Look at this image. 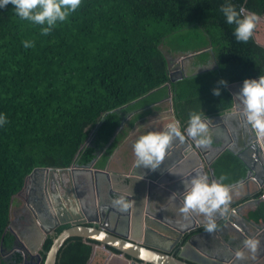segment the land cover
<instances>
[{
    "label": "trees",
    "instance_id": "16d2710c",
    "mask_svg": "<svg viewBox=\"0 0 264 264\" xmlns=\"http://www.w3.org/2000/svg\"><path fill=\"white\" fill-rule=\"evenodd\" d=\"M227 2L259 16L247 43L236 40L235 25L221 12ZM40 29L20 19L13 5L0 9V113L7 117L0 127V264L23 260L21 241L10 228V205L35 167L88 164L115 135L126 107L161 87L169 86L174 116L185 129L193 112L210 118L232 108L229 84L264 75V0H82L48 35ZM182 30L200 31L215 63L173 81L161 46ZM25 40L34 46L25 48ZM202 54L205 60L208 51ZM221 79L227 86L218 84ZM215 87L221 88L218 96ZM91 130L94 143L85 145ZM211 168L227 184L247 171L228 149ZM250 214L264 219V202ZM65 227L47 236L40 264ZM112 251L119 253L72 236L56 264H106Z\"/></svg>",
    "mask_w": 264,
    "mask_h": 264
},
{
    "label": "flooded vegetation",
    "instance_id": "af4514ba",
    "mask_svg": "<svg viewBox=\"0 0 264 264\" xmlns=\"http://www.w3.org/2000/svg\"><path fill=\"white\" fill-rule=\"evenodd\" d=\"M194 51L195 52L191 54V56L194 54L201 55L202 51H205V46L201 47V49L196 48ZM185 59L188 58H186V56L182 57L178 64H183V68H181L182 72L187 70L188 60ZM178 75H174V77L176 78ZM240 87L241 85L237 87L238 91ZM158 124L156 122H151L146 128H142L135 132V134L138 133L137 136L139 137L146 131L158 130ZM184 130H186V128ZM238 137L239 135L236 133L235 141L233 140L232 142V145H235V147L236 141L239 140ZM230 143L229 139H227L223 144L216 146L217 152L223 148L224 150L230 149ZM107 145L109 144L107 143ZM232 149H234V147H232ZM112 151V147L108 149L106 163L103 167H100L101 163L95 164V159L100 154L98 153L88 164L73 163L70 165V170H65L60 175L54 174L50 177L47 172L41 170L25 177L23 187L16 193L17 195L15 194L20 198V203L12 210L14 216L12 217L10 215V226H12V228H10L16 233L19 239L21 238L26 241V243L21 242V248L18 249L21 251L23 258L25 257L27 261L35 263L47 236L53 235L55 229L63 225L59 222V218H64L65 210H60L59 207H52L57 198H61L63 201L64 199L66 201L68 199L71 204L70 207L77 209L78 206H81L88 218L100 219V223L102 222V224L108 226L117 233L123 235L128 233V215L130 210L128 209L127 215L123 216L125 212H121L118 208L113 207L112 203L110 204L109 201H107L110 197V190L115 192V194H119V190L126 188L128 185L124 180L119 182L116 180L117 175L115 169L112 168L113 166H110L111 163L109 161V158L112 159ZM215 154L212 157L206 155V158L209 160L213 158ZM121 172L125 175L131 174H128L129 171H127L126 168L122 169ZM215 179L218 178L215 177ZM243 179L228 184L240 183ZM114 183H117V185L112 186ZM130 185L133 188L131 191L134 193V197H137L138 202L142 205L141 209H143V214L146 215V211L150 210L147 201L148 197L150 200L151 195H156L157 193L159 195V186L156 182L147 184L146 181L135 178L130 180ZM169 188L171 191H175L173 185H170ZM263 195V192H259V194L251 199L243 198L241 202L233 203L232 206H237L238 212L231 211L230 217H227L228 215H222L223 218L221 222L217 224L216 230L211 233L204 229V218L200 219L194 215L192 217V224L189 227L184 229H173L172 226H178L175 222L177 219H174L175 221H171L172 219L168 220V215L164 213V211H157V213H155L157 218L154 217V225L158 232L149 230L146 232V235L144 232L143 234L146 236L145 242L160 248H168L170 253L176 256L181 254L184 259H189V261H194L196 263H208L205 255L209 254L213 256L217 255L226 261H233V264H247L246 262L249 260V257L243 254L242 257H237V260H235V256L237 252L241 251L245 231L252 235V238L257 239V228L255 224H259V221L254 219L250 213H246V209L254 207L253 211L257 212L261 202H264ZM32 202L36 204H32ZM45 208L46 211L44 210ZM138 208L139 206H137V209ZM236 213H238V216H241V219L237 218ZM106 214L109 216L108 219L105 220ZM101 215L104 216L99 218ZM218 216L219 215H217V217ZM55 222H58V225L44 237L45 231L43 227H50L55 224ZM261 223H263V221ZM65 224H67V227L69 226L68 223ZM90 224L96 223L91 222ZM229 237L234 238V243L227 242ZM114 257L117 256L110 255L109 259L113 261ZM113 262L115 264H130L125 257L121 258L119 256Z\"/></svg>",
    "mask_w": 264,
    "mask_h": 264
},
{
    "label": "water",
    "instance_id": "95a60500",
    "mask_svg": "<svg viewBox=\"0 0 264 264\" xmlns=\"http://www.w3.org/2000/svg\"><path fill=\"white\" fill-rule=\"evenodd\" d=\"M194 52L188 51L189 53L188 56H190ZM167 64H168L171 80L174 81L176 79L188 75L185 71L182 72V70H180L181 71L180 73V71L177 70L178 66L173 65L172 60L169 59L168 57H167ZM181 68H183V64H181ZM174 70H177L179 73V76L176 78L172 76L173 73L175 74ZM203 70L206 69H202L201 71ZM243 81L244 80L234 82L228 85V89L233 94V106L229 111L225 112L222 115L220 114L216 119L218 121L220 118H223L227 121V117H229L230 114H234L233 117L236 120V125H235L236 130L238 132L239 137H241L242 141H244L245 148H247L245 151L247 152L251 151V154L253 153L252 156L250 153H249L250 156L248 155L251 160L250 162H248L247 158L243 156V154L247 152L237 154V156L244 162L247 168L243 182H248L249 178L250 179L255 178L260 185H264V137L256 134L250 128L245 127L242 118L239 116L240 107L236 102V98L234 97L235 93L233 87L235 85H242ZM167 114H169L170 120L165 119L166 122L161 129L165 128L169 123L173 121H178L174 116L172 105H170V109ZM206 120H210V118H207ZM214 124H216V122L213 123V125ZM179 127L182 128L180 123H179ZM181 131L183 132L185 130L181 129ZM231 132L233 134V140L235 141L236 135L234 134L233 131ZM184 135H185V140L183 142H181L178 139L172 142V145L169 149L168 157L165 158V161L161 164L160 169L156 171H151L144 168L141 171H137L133 169V172H131L130 175L124 176L125 179H127L126 183L128 185L130 183V180L135 178L138 180L146 181L147 184L156 182L157 185L159 186L160 189L159 195L158 193L156 195L154 194L151 195L150 200L148 197L147 201L152 208L151 210L146 211V215L143 214V209H141L142 205L139 206V208L137 209V202H138L137 197L131 198L129 195H125L122 192L120 194H115V192L110 190L109 192L110 197L108 195L109 197L108 201L110 204L119 195L127 196L131 202V207L129 208L130 213L128 215L129 229H127L128 231L127 234L123 235L117 233L113 229L102 224V222L100 223V219L88 218L87 214L83 211V208H81V206H78L77 209L74 207H70L71 204L69 203L68 199L67 201L65 199L63 201V199L57 198V200H55V203L54 205H52V207H59L60 210L62 209L65 210L64 213L65 216L64 218H59V222L62 224L68 223L69 226L63 228L56 236L53 237L50 248L46 252V256L44 258L43 264H56L60 248L63 246L65 241L72 236L89 238L100 242L103 246L106 245L112 247L118 250L119 253L112 251L111 255H116L121 258L125 257L130 264H233V261H229V260L226 261L225 259H221L217 255L213 256L209 254L205 255V257L208 260V263H196L194 261L193 262L189 261V259L187 260L184 259L181 254L176 256L173 253H170L168 248L167 249L160 248L145 242L146 236H144L143 234L144 232L145 235L146 232L149 230L158 232V230L155 229V225H154L155 222L154 217L157 218V216L155 215L157 211H161V212L164 211V213H166L168 217H170L167 218L168 220L172 219L171 221H175L174 219H180L178 209L174 207H170L168 200V197L173 192L183 190V184L181 182L182 176L180 174L187 177L195 173L197 170H202L207 174H209L210 178L215 179L216 177L215 174L213 173V170L211 169V164L212 162H214L217 156L224 150V148L218 151L213 158L208 160L205 156L204 151H202V148L200 146H198L197 144H196L197 148L192 146L190 141L192 138L187 136L186 131L184 132ZM232 147H234V145L230 146L229 148L232 149ZM233 152L235 153V151ZM257 167H259V170L257 169ZM41 170L47 172L48 175L51 177L54 174L60 175L65 170H70V166L35 167L28 174V176L32 175L36 171H41ZM168 170L171 172H169ZM240 183H242V181ZM170 185H173L175 191L170 190L169 188ZM231 186H232V200L229 205V212L227 213L228 215L227 217H230L231 211L238 212L237 206L233 207L232 204L235 202L239 203L243 200L244 197H247V196H242V197L239 196L237 199H235L234 196H238L235 194L238 193L236 191V187L239 186V183L232 184ZM120 191H123V189ZM74 197L77 198L76 196ZM32 204H36V203L32 202ZM166 207L168 208L167 211L164 209ZM44 210L46 211V208ZM126 215H127V211L123 213V216ZM102 216L104 215H101L99 218H102ZM108 216H109L108 214L105 215V220L108 219ZM196 216L199 217L200 219L204 218L202 216H198V215ZM222 218L223 216L219 215L216 219V223L219 224ZM261 220L263 221V223L255 224V227L257 228L256 237L260 241L257 250L255 252H252L250 249L246 248L243 243L241 246L240 252H242L244 255L249 257V260L246 262L247 264H264V219ZM91 222H95L96 224H90ZM56 225H58V222H55V224L51 225L50 227H43L45 231L44 237H46L47 234L51 232ZM172 227L173 229L180 228L176 225ZM246 238H252V235H250L245 231L243 241ZM233 239H234L233 237H229L227 239V242L234 243ZM237 257L238 256L236 255L235 260H237ZM23 259L24 260H22L20 264H24L27 261L25 257ZM40 261H41V256L38 254V258L37 260H35L34 264H40Z\"/></svg>",
    "mask_w": 264,
    "mask_h": 264
},
{
    "label": "clouds",
    "instance_id": "9594fccd",
    "mask_svg": "<svg viewBox=\"0 0 264 264\" xmlns=\"http://www.w3.org/2000/svg\"><path fill=\"white\" fill-rule=\"evenodd\" d=\"M9 4L14 6L15 14L22 20L30 21L41 26V34L48 35L58 23L65 22L71 13L82 4V0H0V9ZM221 12L229 25H235L234 36L237 41L247 43L252 37L259 23V16L255 12H245L231 2L221 7ZM25 48L34 46L33 41L25 40ZM214 64L208 67H213ZM227 80L221 79L218 84L227 86ZM221 88H213L214 95H220ZM236 102L240 107L239 116L245 127L256 134L264 136V75L258 78H246L239 91L235 93ZM234 114L229 115V119ZM205 113L193 112L189 116L186 133L197 145L207 146L212 143V132ZM7 123L5 114L0 113V127ZM185 140L184 132L179 127V121L169 123L161 130L148 131L140 135L133 144L135 156V170L144 168L151 171L160 169L161 164L168 157L169 149L174 140ZM169 171V170H168ZM171 172V171H169ZM173 173V172H172ZM176 174V173H175ZM183 190L173 192L169 197V206L178 209L180 219L175 222L181 229L192 224L194 215L204 217V229L211 233L217 228V215H227L232 200V186L225 183V177L210 178L202 170L185 177L182 174ZM112 206L121 212L131 207L129 198L119 195L112 201ZM166 211L168 208H164ZM246 248L255 252L260 244L259 239L246 238L243 241ZM242 257V252H237Z\"/></svg>",
    "mask_w": 264,
    "mask_h": 264
},
{
    "label": "crops",
    "instance_id": "0c3cea01",
    "mask_svg": "<svg viewBox=\"0 0 264 264\" xmlns=\"http://www.w3.org/2000/svg\"><path fill=\"white\" fill-rule=\"evenodd\" d=\"M209 49H210L209 46H207L206 49H205L206 52ZM170 51H172V50L170 49ZM175 51L179 52L178 50H175ZM211 54L212 53L209 52L208 56H207V58L205 60H203L201 58V55H200L199 59L195 58V56L197 54H194L193 56L190 55L191 58L190 59L188 58L187 70L185 72L187 74H189V73H195V71H193V70L201 71L202 69H207L208 67H204V66H207L208 62L210 63V60H211V57H212ZM180 57L181 56L179 55L176 59H180ZM176 59H173L174 62L171 59L172 62H173V65H175V66L177 65L178 66L177 70H182L181 69V64L178 65L176 63ZM177 70H174L176 75H178V71ZM172 76L174 77V73H173ZM238 86L239 85H235L233 87L234 93L238 92V89H237ZM158 90H160V95L158 97L152 98L151 96H149V98H150L149 100H145V98H143V99H141L139 101L133 102L130 106L126 107L125 111L122 112V117H123V119L121 121L122 125L115 132V135H114L115 137L112 139V141L110 142L109 145H107L108 141L105 144H103L101 152L100 151L97 152L99 149L96 151L97 154L98 153H100V154L98 155V157H96L95 164L97 165V163H101L100 167H103V165H105V163H106L108 149L112 147V150H113L112 151V159L109 158V161L111 163L110 166H113L112 168L115 169V172L117 174L116 180L118 182L122 181V180H124L125 182L127 181V179H125V177H124L125 174H123L121 172L122 169L126 168L127 171H129L128 174L133 172V169L135 170V156H134V152H133V144L135 142V139L138 138V136H137L138 133L135 134V132L141 130L144 127L146 128L147 125H149L151 122H156L157 124L159 123L158 124V130H161V128L163 127V125L166 122L165 119H169L170 120L169 114H167L169 112V109H170L169 107L171 105V102H170L171 101V92L169 90V86L163 87L162 89H158ZM168 100H170V101L168 102ZM128 113H130V114H128ZM137 116L140 117L139 120L141 119V123L142 124L137 126V122H136L132 126V128L130 129V132L123 133L122 130L121 131L119 130V129L122 128L123 125L125 127L126 126H128V127L131 126V124H133V122L131 121V117L136 118ZM218 116H212V117H210V120H208L209 127L211 128V132H212V143L207 145V146L198 145V146H200L202 148V151H204L205 156L208 155V157H212L215 153L217 154L216 146H218L220 144H223L224 141H227V139H229V141L231 142L230 144H232L233 137H232V132L231 131H233L235 135H236V133H238L237 130H236V127H235L236 120H235L234 117L231 118V119H229L227 117V121L225 119H223V118H220L221 120L218 118L219 120L217 121L216 118ZM125 119L127 120V123H126ZM129 122H132V123L128 124ZM215 122H216V124L213 125V123H215ZM182 130H184V129H182ZM127 131H129V130H127ZM146 132H148V131H146ZM183 132H185V131H183ZM120 133L124 134L122 139H121L120 136L118 137V135H120ZM238 139L239 140L236 141V147L237 148L234 145V149H228V150H230L232 152L235 151L236 155L238 153L247 152V151H245L247 148H245L244 141H242L241 137H239ZM190 141H191L192 146L197 148L195 141L193 139H191ZM249 153L251 154V151L243 154V156L245 158H247L248 162L251 161L250 158H249V156H250ZM252 155H253V153L251 154V156ZM142 169L143 168H140V170L138 169V171H141ZM257 169L259 170V167H257ZM116 185H117V183L116 184L115 183L112 184V186H116ZM118 186H119V184H118ZM132 189L133 188H132V186L129 183V185H127L126 188L123 189V191H120V190L119 191H120V193L122 192L125 195H129L132 198V197L135 196L134 193L131 191ZM236 191L238 193H236L235 195H238V196H234L235 199H237L239 196L240 197L247 196V197H244V198L251 199V198L255 197V195L259 194V192H263L264 193V185H260L256 181L255 178L254 179H250L249 178L248 182H243L242 181V183H239V186L236 187ZM263 197H264V195H263ZM137 206H141V203L138 202ZM149 207H150V210H151L152 207H151L150 204H149ZM253 208L246 209L247 210L246 213H251L254 210ZM236 216H237V218L241 219V216H238V213H236ZM167 218H169V217H167ZM257 221H259V223L262 222L261 219H259ZM19 240L22 243H26V241L22 240L21 238Z\"/></svg>",
    "mask_w": 264,
    "mask_h": 264
},
{
    "label": "rangeland",
    "instance_id": "374dc122",
    "mask_svg": "<svg viewBox=\"0 0 264 264\" xmlns=\"http://www.w3.org/2000/svg\"><path fill=\"white\" fill-rule=\"evenodd\" d=\"M200 34H202L200 31L199 33H196V34H191V33H188L186 32V30H182L180 32H176L174 33L172 36H169L167 37L166 41H164V43L162 44V50L165 52L166 56L169 58V59H176L179 55L181 56L180 59L182 58V56H186V58H191V56H188V52L187 51H191V50H194L196 49L197 47H200V46H204V42H202V39L203 37L200 36ZM206 45V44H205ZM210 45V44H209ZM207 45V46H209ZM205 46V47H207ZM193 48V49H192ZM211 48V47H209ZM170 49L172 51H170ZM175 50H178L179 52L175 51ZM176 52V53H175ZM211 53L210 50H208V53ZM177 54V55H176ZM212 57H211V60H210V63L208 62L207 63V66H210L212 64L215 63V59L213 57V54H211ZM201 57H203V54L201 55ZM196 59H199L200 58V55H196L195 56ZM180 59H176V63L179 64L180 63ZM185 60H188V59H185ZM195 72L199 71V70H193ZM176 75V73L174 74ZM163 88V87H162ZM161 88V89H162ZM160 95V90H155L152 94H150L149 96H151L152 98L154 97H158ZM149 96H146L145 97V100H149ZM170 100H168L169 102ZM171 102V101H170ZM170 108V107H169ZM130 114V113H128ZM140 117H131V121L133 122V124H131L132 122H129L128 124H131V126H122L121 129H119L120 131L122 130L123 133H126V132H130V129L132 128V126L137 122V126L142 124L141 123V119L139 120ZM126 123H127V120L125 119ZM122 125V124H121ZM94 130V129H92ZM90 132V134L88 135V137L85 139V145H92L94 142V139L93 136H94V132ZM129 130V131H127ZM118 135V134H117ZM123 135L124 134H121L118 135V137L120 136L121 139L123 138ZM115 136H113L109 141H108V144H110V142L112 141V139L114 138ZM99 152V150L97 151ZM101 152V151H100ZM27 177V176H26ZM17 195V194H16ZM16 195H14L12 197V200H11V205H10V208H11V211H10V215L13 217L14 214L12 213V210L19 205V199ZM12 228V226H10ZM117 257H114L113 261L116 260ZM111 259H108V262L107 264H115ZM118 262V261H117ZM25 264H34V263H31L30 261H27Z\"/></svg>",
    "mask_w": 264,
    "mask_h": 264
}]
</instances>
